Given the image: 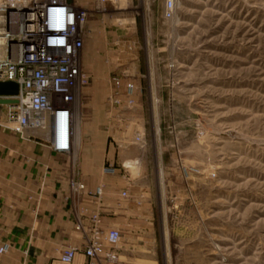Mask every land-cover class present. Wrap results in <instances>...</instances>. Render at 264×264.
I'll list each match as a JSON object with an SVG mask.
<instances>
[{"label":"rangeland","instance_id":"obj_1","mask_svg":"<svg viewBox=\"0 0 264 264\" xmlns=\"http://www.w3.org/2000/svg\"><path fill=\"white\" fill-rule=\"evenodd\" d=\"M120 1L94 10L115 34L84 68L81 117L125 118L112 144L130 183L150 184L149 264H264V0H174L170 20L167 0ZM128 82L136 107L111 117Z\"/></svg>","mask_w":264,"mask_h":264},{"label":"crops","instance_id":"obj_2","mask_svg":"<svg viewBox=\"0 0 264 264\" xmlns=\"http://www.w3.org/2000/svg\"><path fill=\"white\" fill-rule=\"evenodd\" d=\"M98 2L79 0L80 6L89 11L82 54L84 68L92 66V59L113 50L106 42L108 36L112 42L115 33L109 25L107 35L102 25L104 20L112 19L104 15L101 20V15L94 12ZM131 5L134 0L120 1L124 9ZM6 110L5 105L0 106V121ZM124 119L121 116L115 120L117 124L110 123L108 128L95 116L89 122L82 120L80 145L74 155L52 148L50 127L27 129L21 135L0 126V248L9 245V251L0 254V264H62L61 254L68 246L81 251L72 264H86L82 251L95 212H100L106 230L121 231L116 264L158 263L155 202L150 184L143 180L132 184L123 171L115 175L103 172L108 165H121L112 140L121 133L117 128ZM72 177L86 185L85 192H70ZM100 186H104V194L97 197ZM125 190L128 198L121 196ZM79 222L83 230L77 229Z\"/></svg>","mask_w":264,"mask_h":264},{"label":"built area","instance_id":"obj_3","mask_svg":"<svg viewBox=\"0 0 264 264\" xmlns=\"http://www.w3.org/2000/svg\"><path fill=\"white\" fill-rule=\"evenodd\" d=\"M175 7L174 0L166 1L165 19L174 18ZM87 20L88 12L69 0H0V82L19 86V94L12 97L18 103L5 105L1 127L21 135L27 129L50 127L52 148L74 155L80 145L81 99L87 83L82 55ZM125 89L124 94L118 90L111 94L110 116L123 105L129 110L136 107L137 87L128 82ZM143 140V135L136 134L132 143L142 145ZM127 169L108 165L103 172L115 175ZM69 190L78 195L86 191V185L72 177ZM103 194L104 186H100L95 195ZM121 196L128 198V191ZM77 229L83 230L81 222ZM121 238V231L106 230L100 212H95L82 251L86 264H116ZM8 251L9 245L0 248V254ZM79 252L78 247L68 246L60 262L72 264Z\"/></svg>","mask_w":264,"mask_h":264},{"label":"water","instance_id":"obj_4","mask_svg":"<svg viewBox=\"0 0 264 264\" xmlns=\"http://www.w3.org/2000/svg\"><path fill=\"white\" fill-rule=\"evenodd\" d=\"M19 94V86L15 82H0V106L15 105L18 103L12 97Z\"/></svg>","mask_w":264,"mask_h":264},{"label":"bare ground","instance_id":"obj_5","mask_svg":"<svg viewBox=\"0 0 264 264\" xmlns=\"http://www.w3.org/2000/svg\"><path fill=\"white\" fill-rule=\"evenodd\" d=\"M128 167H132V164H127Z\"/></svg>","mask_w":264,"mask_h":264}]
</instances>
